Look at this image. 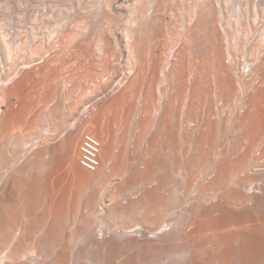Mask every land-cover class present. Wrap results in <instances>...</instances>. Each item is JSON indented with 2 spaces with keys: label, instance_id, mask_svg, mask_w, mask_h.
Wrapping results in <instances>:
<instances>
[{
  "label": "rangeland",
  "instance_id": "374dc122",
  "mask_svg": "<svg viewBox=\"0 0 264 264\" xmlns=\"http://www.w3.org/2000/svg\"><path fill=\"white\" fill-rule=\"evenodd\" d=\"M124 30L128 33L127 37L123 34ZM136 42H139L140 45L139 43L138 46L135 45ZM144 42L146 44H144ZM133 45H135L134 49ZM146 46L147 48H145ZM127 47L129 49H127ZM104 48L105 50H103ZM129 50L135 55V61L142 62L149 68L152 64L159 65L161 63L159 73H162V78L165 77V75L163 76L165 71H168L169 68L170 70L173 68L171 70V72L174 71L173 77L174 75H179L180 77H177V81L173 79L177 88L174 89L175 85H173L171 88L169 86L167 90L170 91H168L169 94H174V98L176 95H179V97L175 98V102L170 100L169 103L172 102L170 103L171 105L176 104L178 106L182 104L181 106L184 108L191 104L190 102H193V107L196 106L194 107V111L196 108V111L200 114L196 115L195 113L198 123L195 121L193 122V120V123H190L192 126L195 123L197 125H195L196 127L194 126L195 129L192 131L193 136H195L191 140L192 143L191 141H187L183 136L181 138L179 137L180 146L178 151H180L184 159L182 163L183 167H181L182 170L180 171L183 174V178L177 191L179 196L175 198L177 202L173 205L172 210L161 217L158 226L160 228L157 234H149V236H151L150 238H153L152 240H163L164 237V239H166L168 233L175 229H179L180 224L178 216L182 215L186 218L189 215V211L187 210L191 202L189 199L190 197L182 188H184V179L190 168L188 166L189 157L194 156L199 150V145L200 147L203 145L201 148L205 149L204 152L201 153L208 152V159L209 161L211 160L210 162L208 161L209 163H207L206 168L203 166L204 169L202 166H198V169L202 167L204 175L206 174L207 176V173H213L212 164L220 161L221 158L224 160L232 159V157L236 158L240 150L237 149L235 152L233 151L238 145L241 147L240 143L243 145L247 144V146H250V142L251 145L253 144V139H248L246 133H244L245 125L249 124L253 118L251 116L244 117L241 123L239 121L241 116L239 115L243 114L241 111H244V113L249 112L250 115H259L260 113L264 115V0H0V86L3 87L5 85L3 88L4 90L0 87V99H2L0 100V117L4 116L6 118L1 119L4 124L0 120V138H3L2 141H0L2 143H0V189H5L6 181L7 190L5 192L7 196H5L11 201L10 203L15 204L16 211L18 208V210L22 212L23 206L29 204L30 201L29 197L27 198V189L29 191L32 185L37 187L39 185V190L41 189V192L39 191L40 193H38L40 194L38 195L39 200L37 199L36 207L32 209L33 211L31 210V212L35 213L34 215H28L27 213L25 219L31 220L41 218V212H43L42 210L45 208L44 205L46 206V204L49 205L54 202L73 204L86 200L85 197L87 194H76L81 184L75 176L73 177V175L78 174L75 170L80 171L85 169L81 167L78 162L79 145L84 133L92 132L97 137L99 133V135L103 137L104 141L102 140V142L104 146V137L108 134L107 131L109 129H111L112 135H119L126 128L131 130L130 132L132 135L139 132L143 133L142 135L144 136L141 142V148L135 147L139 153L136 151V155L135 151H133L132 154L130 153L129 155L134 157V159L136 158L135 161L139 163V160L144 159L142 147L147 148V146H152L153 153L147 155L148 158L151 157L150 155L155 154V157L164 158L166 165L169 164L171 167L174 165L173 162H170L173 153L166 149L167 145L165 144L167 143L157 136L159 135L158 131L160 124L156 121H152L149 126H147V129L146 127L139 126L138 121L141 115L140 107L145 100L143 96L146 92L145 90H147L146 86L149 84V72H145L147 75H145V77H141L138 74V80L132 85V89L128 87L129 83H126L125 75L131 67L130 64L133 63L132 57L128 54ZM141 53H143L141 56L138 55ZM152 56L153 59L151 58ZM112 59L113 62L111 61ZM107 60L112 62L113 66H115V70L108 69L106 66ZM41 65L45 67V69L41 67ZM201 67H203V69L206 68V70L201 69ZM185 69L187 70L186 72ZM197 69L198 71H196ZM109 70L110 72H108ZM200 71L202 74L204 73V77L203 75L199 77V74H201ZM25 74H27V76ZM193 77L198 78L195 79ZM199 78H202L201 81ZM203 79H205L204 81L206 83ZM261 79H263V81ZM196 80L198 81L196 82ZM178 81L180 83H178ZM185 82L188 86L184 85ZM9 83L10 85L8 86L7 84ZM123 83H125L126 86ZM181 83H183L184 87L179 90L178 87L181 88L183 86ZM212 83L214 85H212ZM136 84L139 90H135L134 87ZM163 84L164 80H162V83L159 82L156 84V87L154 86V88H158L156 92H159V96ZM204 84L205 87L203 88ZM251 84H256L258 86L254 87ZM197 85L198 88H196ZM185 86H187L186 89L188 90L185 89ZM6 87H8V89ZM207 87L210 89L206 90ZM13 89H16V91ZM184 89L187 91L186 93ZM134 90L135 92L132 95L131 92ZM211 90H214V93ZM3 91L7 93L5 92V95H3ZM116 91L117 93H115ZM121 91V95H125L126 92H128L126 93V95H128L126 96L127 99L124 97L126 99H124V102L118 103L116 99L120 98L119 95ZM178 91L180 92L178 93ZM261 93H263V96ZM209 94H211V96ZM117 95L118 98L116 97ZM196 95L199 96L197 97ZM223 95H225V99ZM139 96L140 100L138 102L137 99H139ZM194 96L196 97L194 98ZM247 96L248 98L250 97L247 102L256 99L258 103H252L250 107H247L248 104L244 103ZM227 97L228 99L225 101ZM258 97L260 98L258 99ZM222 99L224 102H222ZM229 99L231 100L229 101ZM200 100L203 102H200ZM208 100L211 102V104L209 102V106H207ZM112 101L113 104L110 106ZM163 101V96L157 99L156 109L153 110V117H158V111L160 110L159 104ZM181 101H183V103ZM197 101L200 102L202 108L197 106ZM226 102L228 106L224 105ZM212 103L214 105H212ZM133 105L138 107L136 109L138 112L137 114L135 112L134 119L130 118L131 116L129 117L127 113V108ZM95 106L96 109L94 108ZM211 106L214 107L212 108ZM209 107H211V109ZM205 108L207 110L209 109V112ZM46 110L49 112H46ZM90 110L94 112L92 113ZM213 110L214 113H212ZM97 111L100 114H98ZM184 111L185 109L183 110V116H179L180 121L182 119L184 121ZM259 111L260 113H258ZM66 113L68 114L66 115ZM47 114H49V116ZM93 114L95 115L91 117ZM210 114H212V116H210ZM262 114L261 116H263ZM6 115H10L8 116L9 121ZM68 115L70 117H68ZM52 116L54 117L52 118ZM204 116L207 120L212 118L209 120L211 122L207 121ZM213 117L217 120H214V122H217L215 123L216 126H213ZM89 118H100L102 126L100 125L98 130L95 129L94 126L88 122L87 119ZM261 118L264 120L263 117ZM53 119L55 120L53 121ZM130 119L134 122L132 123ZM127 120L129 122L125 123ZM46 121L48 122L47 124ZM72 122L78 125L80 135H78L77 141L65 147V141L69 135L68 132ZM204 123L206 125H204ZM208 123L209 126L207 125ZM210 124L213 126L212 128ZM123 126L124 130L122 129ZM45 129H48L50 132L45 131ZM3 130H5V132ZM203 131L204 134L208 131L209 134H214L213 137L217 136L212 138V141L214 139L216 142L210 140L209 145H207L208 142H205L207 147L205 143L201 144L198 137L203 135ZM233 131L236 132L234 133ZM151 135L154 136V139L150 137ZM151 140L154 141V143ZM156 141H158V143H156ZM151 142L154 145H152ZM224 144L227 149L225 146L223 147ZM258 144L260 146L264 144V137L259 140ZM186 147L187 151L185 150ZM222 147L225 149L224 152ZM220 149V153L217 152ZM218 153L220 156L217 155ZM157 154L160 155L157 156ZM197 154L200 155V152L198 151ZM197 154L195 156H197ZM60 155L61 157H63V155L68 156H66L68 162L66 165L68 166L61 168L62 170L60 172L54 171V169L57 168L54 167L53 161L57 157H60ZM101 156V158H103L102 153ZM200 157L207 159L206 156L200 155ZM210 157H212L213 160L210 159ZM40 158L43 159H41V162L38 161ZM257 162L258 158L256 159L254 155L249 165H255ZM101 165L103 166L102 162ZM106 166L107 164L103 166L101 171L99 169V171L94 172V174L99 172L105 173L107 170V168H105ZM130 166L131 169L129 171L126 169L125 172L123 171L120 173L121 178L123 177L124 179L126 176L128 177L131 175V172L132 174L134 173V169L137 165L130 164L129 167ZM252 168L258 171V169L264 168V165H257ZM86 171L90 173V171L85 169V172ZM91 173L93 174V172ZM59 174L60 178L58 177V180H60L58 181L56 177L59 176ZM156 175L158 174L154 172L152 176ZM117 177L115 176L114 178L116 179ZM254 177L253 175V182L251 183L253 185L250 184L251 186L247 188L248 191L254 190V186L256 182H258L260 175L257 174V177ZM53 180L55 182H53ZM49 181L50 183L48 185ZM147 185V181L145 183L137 182L134 184V187L140 189L147 187ZM198 186L197 180L191 188V192H193L192 195H196V191H199ZM54 187L55 189L57 187V191L52 193L54 191L52 188ZM0 194L2 193L0 192ZM262 196H264V193H262ZM182 198H184V201H182ZM107 199L108 196H105L101 202L102 205L100 204L99 213L94 215L96 221L93 220V223L89 227L90 231L101 226V231L97 233L99 237L106 238L108 236L119 243L124 240L122 243H125L127 237L133 236H128L126 230L128 226L134 225L136 220H131V224L116 215L111 214L112 216H109L106 204H104L107 202ZM103 205L104 207L102 209ZM143 209L144 207L138 208V213ZM68 210H71V207L65 210L67 211L65 213L66 217L68 216L72 219L75 222L74 224L81 220V216L79 215L81 210L77 211L78 215H76L77 212H71L69 214ZM103 212L105 214H103ZM185 214L187 215L185 216ZM50 217L49 219L52 218ZM170 218H173V220ZM139 223H136V225L140 226ZM110 224L112 226H110ZM143 225L144 224L141 222V226ZM121 226L123 228H119ZM110 227L111 231L114 229L112 232L109 230ZM143 227H145L144 229H147V231L153 230L150 226L144 225ZM104 228L105 231L108 230L106 231L107 233L104 231ZM118 230H120V232ZM121 230H125V232ZM209 232L210 231H207L206 234ZM144 235L141 236H148ZM141 236L138 235V237ZM199 238L203 240L205 235H201ZM131 244L133 243L131 242ZM205 244L206 247L210 249V242L205 241ZM127 245L128 244H125V246ZM129 246L131 245H128V247ZM180 246H182V249ZM178 247L174 245L169 248L171 252L169 259L175 258L178 261H185L192 249L182 245V243ZM38 251H40V249L36 248L34 256H31L33 260L28 257L27 263L51 264L50 260L53 253L48 252L49 254H46ZM11 254V250L9 251V249L4 248L3 251H0V261L2 260V264H7V262L10 261L6 259H10L9 256H11ZM73 257L70 264H95L88 256H84L82 258L83 260L74 259ZM16 261L17 263L15 264H19L18 260Z\"/></svg>",
  "mask_w": 264,
  "mask_h": 264
},
{
  "label": "bare ground",
  "instance_id": "6f19581e",
  "mask_svg": "<svg viewBox=\"0 0 264 264\" xmlns=\"http://www.w3.org/2000/svg\"><path fill=\"white\" fill-rule=\"evenodd\" d=\"M123 34L126 37L128 35L127 31H125V30H124ZM131 36H132V33H131ZM132 38H131V40H132ZM142 42H143V40H142ZM111 43H112V41H111ZM136 43H135V45L138 46L139 42H136ZM144 44H146V43L144 42ZM188 44H190V43H188ZM105 45H106V42H105ZM135 45H133L134 46L133 49L135 48ZM139 45H140V43H139ZM223 47H224V45H223ZM145 48H147V46ZM127 49H129V48L127 47ZM103 50H105V48ZM130 51L131 50H129L128 54L130 57H132L133 63L130 64L131 67L128 69V72L125 75V79L127 81L126 83H129L128 87L129 88L133 87L132 85L138 80L139 76L145 77V75H146L145 72L146 73L149 72V75H148L149 76V84H147L148 87L146 86L147 90H145L146 92L144 91L145 93L143 96L145 100L144 101L142 100L143 103L141 104V107H140L141 108V115H140V119L138 121L139 126L146 127V129H147V126H149L150 122H152V121H156L160 124V128L158 131L159 135H157V136H158V138L163 139V141L167 143V144H165V145H167L166 149L173 153V156L170 159L171 160L170 162H173L174 165L172 167L169 166V164L166 165L164 158L162 159L159 157H155L154 156L155 154L150 155L151 157L148 158L147 155H149L153 152H152V146L148 147L147 144H146L147 148L142 147L144 159L139 160V163H137L138 161H135L136 158L134 159V157H131V155H129V154L130 153L132 154L133 151H135V154H136L137 148H135V147L141 148L140 146H141V142L143 141L142 139H143L144 135H142L143 133H140V132L136 133L135 135H132L130 132L131 131L130 129H127L125 127L126 129L124 130V126L122 127V129L124 131L121 132L119 135L116 134L117 136L114 134L112 135L111 129H109L107 131L108 134H106V137H104L105 146L103 145V142H102L103 137H101V135H99V133H98V137L96 135H94L92 132L91 133L90 132L84 133L82 135L80 145H79L78 162H79V165L81 167L90 171V173L87 171L85 172V169H82L80 171H77L74 169L76 171V173H78V174L73 175V177L75 176V178L78 179L79 183L81 184V187L79 186L78 193H76V192L75 193L77 195L78 194L81 195L82 193L87 194V196L85 197L86 200H83V202H78V203H73V204H64L61 202H54L53 204H49V205L46 204V206L44 205L45 208L42 210L43 212H41L42 213L41 218L28 220V219H25V216L27 215V213H28V215L29 214L34 215V213H35V212L34 213L31 212V210L36 207V201L38 199V195H40L38 193L41 192L40 191L41 189L39 190V185H38V187L32 185L29 191L27 189V191H26V192H28L27 198L29 197L30 201H29V204H25L23 206L22 212L19 211L18 208L16 211L15 210V204L10 203L11 201L8 199V197H6L7 196V194L5 192L7 190L6 181H5V189L4 190L0 189L1 190L0 192L2 193V194H0V251H3L5 248V249H9V251L11 250V253H12L11 256H9L10 259H6L7 261L10 260L9 262L6 261L7 264H15V263H17L16 260H18L19 264H28L27 259H28V257L32 259L31 256H34L36 248H39L41 252L46 253V254L48 252L53 253V255L51 256V260H50L51 264H70V261H71L73 256H74L73 257L74 259L76 258V259H80V260L84 256H88L90 258V260H93L95 262V264H264V196H262V193H264L263 192L264 191V168H260V169H258V171L252 168V167L257 166V165L258 166L264 165V144L261 146L258 144L259 140L262 137H264V120H262V118H261V117H263V119H264V115L262 113H260V111L258 112V113H260L259 115L258 114L250 115L249 112L244 113V111H241V113H243L244 115L243 114L239 115V116H241L239 118L240 119L239 121L241 123L244 120V117L246 118L247 116H251L253 118V120L249 124L245 125V127H244V133H246V136L248 139H250V140L253 139V141H252L253 144L251 145V142H250V146H247V144L243 145L240 143L241 147H239V145H238V147H236V149L234 151L232 150L233 152H235L237 149L240 150L237 154V157L236 158L232 157V159L230 158L228 160H224L223 158H221L220 161L213 163L212 164L213 173H207V176H206V174L204 175L203 169H204V167L206 168L207 163H209L211 160L209 161V159H208V156H209L208 152L201 153V152H204L205 149L201 148L203 145L201 147L199 145L198 151L200 152V155L206 156L208 160L206 158L200 157V155L197 154L198 151L194 154V156L189 157V165L188 166L190 168H189V172H188L187 176H185V179H184V181H185V183L183 185L184 188H182V190H184L185 193L188 194V196L190 197L189 199L191 202H190L189 208L187 210V211H189V215L186 218L183 217L182 215L178 216V220H179V224H180L179 229H175L174 231L168 233L166 235V237H167L166 239H164L165 237L163 238V240H157V239L152 240L153 238L152 239L150 238L151 236H149V234L155 235L159 231L160 227H158V226H159V223L161 221V217L163 215L169 213L172 210L173 205L177 202V200H175V198H177L179 196L177 191L179 189V186L181 184V180L183 178V174L180 171L182 170L181 167H183L182 163L184 162V159H183L182 155L180 154V151H178L179 146H180L179 145V139L183 136L187 139V141H191L195 137V136H193L192 131L195 129V127L197 125H196V123L193 126L191 124L194 121L198 123V121H196V119H197L196 115L199 114V112L196 111V108L194 111V107H196V106L193 107V102H190L191 104L187 105V107H184V108H182V106H181L182 104L179 106L176 104L175 105L170 104L172 102H175L174 100L176 97H179V95L178 96L176 95L174 98V94H169L170 91L167 90L169 86L171 88V87H173V85H175L174 89L177 88L176 87L177 85L174 84L175 81L173 79H175L177 81V77L179 75L178 76L174 75V77H173L174 71L171 72V70L173 68L171 70L169 68L168 71H165V73L163 74V76L165 75V77L162 78V75H161L162 73L161 74L159 73V68H160L161 63L159 65L152 64L149 68L148 66H146L142 62L135 61V59H134L135 55H133ZM103 53H104V51H103ZM81 54H82V52H81ZM107 54H108V52H107ZM142 54L143 53L138 54V55L141 56ZM146 55H147V53H146ZM106 58H105V60H106ZM147 58H148V56H147ZM151 58L153 59V56ZM164 59H165V57H164ZM176 59H174V60H176ZM141 60H142V58H141ZM111 61L113 62V59ZM147 61H148V59H147ZM112 62L107 60L106 66L110 70H115V66H113ZM192 63H193V61H192ZM102 66H103V64H102ZM200 66H201V64H200ZM41 67H43V66L41 65ZM41 67L39 66V69ZM43 68L45 69V67H43ZM194 68H195V66H194ZM198 69L196 71H198ZM201 69H203V67H201ZM110 70L108 72H110ZM133 70H134V72H133ZM203 70H206V68ZM175 71H176V69H175ZM186 71L187 70L185 69V72ZM255 71H256V69H255ZM24 72H27V71H24ZM200 73H201V71H200ZM210 73H213V72H210ZM27 74H25V75L27 76ZM138 74H139V76H138ZM254 74H255V72H254ZM192 75H193V73H192ZM199 75H198L199 77H201V75H203V77H204V73L203 74L201 73ZM256 76H257V74H256ZM253 77H251V78H253ZM193 78H195V77H193ZM197 78H195V79H197ZM19 79H20V77H19ZM201 79L202 78H199L200 81H201ZM162 80H164V84L162 87L163 91L162 90L160 91V96L164 97V101L159 104L160 110L158 111V117H156V116L153 117V115H154L153 110L156 109V105H157L156 101L160 97L158 95L159 92L158 91H157L158 93L156 92V89L158 90V88H154V86L156 84H158L159 82L162 83ZM204 80L205 79H203V81ZM261 80L263 81V79H261ZM197 81L198 80H196V82ZM203 81H202V83H203ZM143 82H145V81H143ZM186 82H187V78H186ZM186 82L184 85H187ZM207 82H210V81H207ZM178 83H180V82L178 81ZM258 83H259V81H258ZM18 84H19V82H18ZM123 84H125V83H123ZM181 84L183 85V83H181ZM7 85L9 86L10 83ZM184 85L181 88L178 87L179 90H181L184 87ZM212 85H214V84L212 83ZM251 85H253L254 87L258 86L256 84H251ZM4 86L3 87L0 86V87L3 89ZM125 86H126V84H125ZM187 86H185V89L187 88ZM137 87H138V85L136 84V86L134 87L135 90L137 89ZM204 87H205V84L203 85V88ZM6 88L8 89V87H6ZM196 88H198V85ZM117 89H119V88H117ZM174 89H172V90H174ZM185 89H184V92L186 93L187 91H185ZM208 89H210V88L207 87L206 90H208ZM13 90L16 91V89H13ZM51 90H52V88H51ZM135 90L133 92H131L132 95L135 92ZM137 90H139V88ZM186 90H188V89H186ZM211 91H213V93H214V90H211ZM259 91H261V90H259ZM5 92L3 91L2 94L5 95ZM179 92L180 91H178V93ZM115 93H117V91ZM126 93H128V92H126ZM126 93H125V95H121L122 94V91H121V93L119 95L120 98L116 99V101H118V103L124 102V99H125L124 97H126L128 95V94L126 95ZM222 93H223V90H222ZM226 93H227V90H226ZM201 94H199V95H201ZM261 94L263 96V93H261ZM261 94H260V96H261ZM204 95H205V93H204ZM209 95L211 96V94H209ZM196 96H194V98ZM212 96H214V95H212ZM223 96L225 99V95H223ZM116 97L118 98V95ZM137 97H136V99H137ZM204 97H206V96H204ZM4 98H5V96H4ZM129 98H131V97H129ZM249 98L247 96L244 100L245 101L244 103L248 104L247 107H250L252 105V103L253 104L258 103L257 102L258 100H256V99H253V100L250 99L252 102L251 101L247 102ZM259 98L260 97H258V99ZM126 99H127V97H126ZM227 99H228V97L226 98L225 101H227ZM0 100H2V99H0ZM137 100L139 102L140 96H139V99H137ZM170 100H172V102L169 103ZM184 100H185V97H184ZM230 100L231 99H229V101ZM128 101H129V99H128ZM263 101H264V99H263ZM179 102H180V99H179ZM181 102L183 103V101H181ZM200 102H203V101L200 100ZM200 102L197 101V103H198L197 106H200ZM209 102L210 101L208 100L207 106H209L211 104V102H210V104H209ZM213 102H214V100H213ZM222 102H224V100ZM232 103H233V101H232ZM112 104H113V101L110 104V106H112ZM136 105L129 106V108H127L128 116L129 117L131 116L130 118L134 119L135 112H136V114L138 112V111H136V109L138 108ZM159 105H158V107H159ZM212 105H214V104L212 103ZM219 105H220V103H219ZM224 105L228 106V103L226 102ZM239 106H242V105H239ZM211 107H209V108L211 109ZM94 108L96 109V106ZM200 108H202V107L200 106ZM184 109H185L184 121L182 119L181 120L182 122H181L179 116L180 115L183 116V110ZM197 109H199V108H197ZM249 109H251V108H249ZM203 110H204V108H203ZM206 110H205V112H206ZM90 111L92 113L94 112L92 110H90ZM46 112H49V111L46 110ZM97 113L100 114L98 111H97ZM195 113H196V115H195ZM212 113H214V110ZM67 114L68 113H66V115ZM261 114L263 116H261ZM47 115L49 116V114H47ZM94 115L95 114L91 115V117H93ZM8 116H10V115H8ZM8 116H7V118H8ZM54 116H52V118ZM103 116H104V114H103ZM210 116H212V114H210ZM43 117H45V116H43ZM68 117H70V116L68 115ZM68 117H67V119H68ZM204 118L207 120V118L205 116H204ZM1 119H6V118L4 116H2V117H0V120ZM40 119H42V118H40ZM210 119H212V118H210ZM54 120L55 119H53V121ZM87 120L89 123L92 124V126H94L95 129H97V130L99 129V127L101 125V119L100 118H93V119L89 118ZM130 120H132V119H130ZM192 120H193V122H192ZM209 120H207V121H209ZM214 120H216V119L214 118L212 120L214 123L213 126L215 125V123H217L216 122L217 120L215 122H214ZM8 121H9V118H8ZM127 122H129V121L127 120L125 123H127ZM133 122L134 121L132 120V123ZM199 122H201V121H199ZM209 122H211V121H209ZM47 123L48 122L46 121V124ZM53 123H52V125H53ZM3 124H4V122H3ZM41 124H43V123H41ZM211 124H210V126H211ZM56 125H58V124H56ZM125 125H127V124H125ZM204 125H206V124L204 123ZM207 125L209 126V123ZM50 126H51V123H50ZM213 126H211V128ZM234 127H236V126H234ZM95 129H94V131H95ZM206 129H208V128H206ZM5 130H3V131L5 132ZM101 130H102V128H101ZM156 130H155V132H156ZM187 130H190V131H187ZM0 131H1V129H0ZM45 131L50 132L48 129L47 130L45 129ZM138 131H139V129H138ZM143 131H141V132H143ZM218 131H219V129H218ZM189 132H190V134H189ZM209 132H210V130H209ZM68 133H69V135L67 136V139L65 141V147H68L71 143L77 141V139L79 137L78 135H80L79 130H78V125L73 124V122H72V124L70 125ZM207 133H208V131L205 134L203 131V135L198 137V139H200V141H201L200 142L201 144L208 142L207 145H209V141L210 140L212 141V138L217 137V136L213 137L214 134H209V133L207 134ZM6 134H7V132H6ZM96 134H97V132H96ZM0 135H1V133H0ZM86 135L91 136L98 143V145H95L93 142H90V145L99 148V153L97 154V157H96V159L98 160V164L95 166V169H92V168L89 169V168L85 167L84 165H82V163L80 161L81 160V152H82L81 151V144H82V141ZM153 135H154V132H153ZM150 137H153V139H154V136L151 135ZM0 139H1L0 141H2L3 138H0ZM226 140H227V138H226ZM6 141H7V139H6ZM158 141H156V143H158ZM213 141H214V139H213ZM232 141H233V139H232ZM152 142L154 143V141H152ZM214 142H216V141H214ZM153 143H152V145H154ZM170 143H171V145H170ZM191 143H192V141H191ZM160 145H162V144H160ZM205 146H206V143H205ZM215 146H217V145H215ZM224 146H225V144L223 145V147ZM188 147H189V145H188ZM190 147H191V145H190ZM223 147H222V150L224 152L225 149H223ZM155 148H157V147H155ZM164 148H165V146H164ZM209 148H210V146H209ZM225 148L227 149L226 146H225ZM185 150L187 151V147L185 148ZM0 151H1V148H0ZM188 151H189V149H188ZM220 151H221V149L217 152L220 153ZM137 152L139 153V151H137ZM101 153L103 155V158H101L102 157ZM156 153H157V151H156ZM219 153L217 155H219ZM196 154H197V156H195ZM158 155H160V154H157V156ZM254 155H255L256 159L258 158V162L255 165H253V164L249 165V163L251 162V159ZM66 156L67 155H63V157H61V155H60V157H57L56 159H54V161H53L54 167L57 168V169H54V171L60 172L62 170L61 168H63L64 166H68V165H66L68 163L67 159H66L68 156L67 157ZM233 158H235V159H233ZM41 159L42 158H40L38 161L41 162ZM210 159L213 160L212 157H210ZM101 162L103 163V166L105 164H107V166L105 167V168H107V170L105 171V173L99 172L97 174H94V172H98L99 169H100V171L102 170L103 166L101 165ZM39 163H37V164H39ZM90 164L94 165L91 162H90ZM130 164L135 165V166L137 165L134 169V173L132 174V172H131V175H129L128 177L126 176V178H124V179H123V177L121 178L120 173H122L123 171L125 172L126 169L129 171L131 169V166L129 167ZM198 166H202V167L204 166V167H203V169H202V167H200V169H198ZM3 167H4V165H3ZM24 168H25V166H24ZM28 168H29V166H28ZM78 169H79V167H78ZM0 171H1V169H0ZM183 171H184V168H183ZM91 172H93V174ZM154 172H156L158 175L152 176L154 174ZM257 174L260 175V178H259L258 182H256V184L254 186V190L252 189L253 191H248L247 188H249L251 185H253V184H251L253 182V175L255 177H257ZM115 176L116 177L118 176V177L115 179L114 178ZM0 177H1V172H0ZM20 177H22V176H20ZM58 177L60 178V174H59V176L56 177V180H58ZM76 179H75V182H76ZM197 180H198V185H199L198 186L199 191H196L197 192V193H195L196 195H192L193 192H191V188H192L194 182ZM28 181H29V179H28ZM146 181H147L148 185H150V186L147 185V187L140 188V189H137L136 187H134L135 183H137V182H144L145 183ZM53 182H55V181L53 180ZM151 182H152V184H151ZM37 183H38V180H37ZM49 183H50V181L48 182V185H49ZM41 185H42V183H41ZM56 189H57V187H56ZM56 189H55V187L52 188V190H54L52 193H55V191H57ZM132 190H134V191H132ZM105 196L106 197L108 196L107 202L104 204H106L107 212H108L109 216H112L111 214L116 215V216L120 217L122 220H126L129 223H131V220H134V219L136 220L135 224L134 225L132 223H131L132 225L129 224L130 227L128 226V229L126 230V234L128 236H131V235H133V236L129 237V238L127 237V241H125V243H122L124 240L119 243L118 241H115V239L113 240V238L111 239L108 236L106 238L99 237L97 235V233L99 231H101V228H102L101 226L97 229H93L92 231H90V228H89L90 225L93 223V220L96 221L94 215L99 213L100 204L103 201V199L105 198ZM25 199H26V197H25ZM183 199L184 198H182V201H184ZM69 207H71V210H68L69 214L71 212L76 213L78 210H81V212H79V215L81 216V220H79V222L76 221L77 222L76 224H74L75 222L72 219H70L68 216L66 217L65 213L67 211H65V210L69 209ZM103 207H104V205L102 206V209H103ZM140 207H144V209L138 213L137 210ZM103 214H105V213L103 212ZM76 215H78V212ZM186 215L187 214H185V216ZM49 217L51 219H49ZM170 219L173 220V218H170ZM141 222L145 226H150L155 231H153V230L147 231V229H144L145 228V227H143L144 225L141 226ZM136 223H139L140 226L136 225ZM110 226H112V225L110 224ZM105 228H104V231H105ZM119 228H123V227L121 226ZM110 229H111V227L109 228V230ZM114 229H115V226H114ZM104 231L102 230L103 233H104ZM106 231H108V230H106ZM118 231L120 232V230H118ZM207 231H210V232L208 234H206ZM122 232H125V230ZM114 233H113V235H114ZM144 234L148 235V236L142 237L141 235H144ZM101 235H103V234H101ZM113 235H112V237H113ZM138 235H140L141 237H138ZM201 235H205V238L203 240H201L199 238V236H201ZM205 241L210 242V245H211L209 247L210 249H208L206 247L207 243L205 244ZM131 242L133 244H131ZM181 243H182V245H185L186 247H189L192 249L191 253L188 255V258L185 261H178L175 258L169 259V257L171 256V252H170L169 248L173 247L174 245L176 247H178ZM125 244L131 245V246L128 247V245L125 246ZM125 247H127V248H125ZM180 248L182 249V246H180ZM40 251H38V252H40ZM1 261H0V264H2ZM4 262H5V260H4Z\"/></svg>",
  "mask_w": 264,
  "mask_h": 264
},
{
  "label": "built area",
  "instance_id": "2783aa9c",
  "mask_svg": "<svg viewBox=\"0 0 264 264\" xmlns=\"http://www.w3.org/2000/svg\"><path fill=\"white\" fill-rule=\"evenodd\" d=\"M90 142H93L95 145L98 143L89 135H86L81 144V163L87 168L95 169V166L98 164V160L96 159L97 154L99 153V148L90 145ZM95 160V161H94ZM93 163L94 165L90 164Z\"/></svg>",
  "mask_w": 264,
  "mask_h": 264
}]
</instances>
